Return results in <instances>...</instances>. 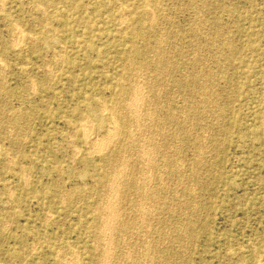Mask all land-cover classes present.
Segmentation results:
<instances>
[{
  "label": "rangeland",
  "instance_id": "rangeland-1",
  "mask_svg": "<svg viewBox=\"0 0 264 264\" xmlns=\"http://www.w3.org/2000/svg\"><path fill=\"white\" fill-rule=\"evenodd\" d=\"M2 1H0V264H61V262L62 264H69L70 262V264H116V259L120 264H124V262L125 264H131L130 262L133 261V259V264H138V262H140L139 264L143 262L144 264H155L156 262L157 264H171L172 262V264H264V123H262V121L264 122V0H196V2L195 0ZM198 2L199 5L196 4ZM39 6L41 8H38ZM206 6L208 7V9ZM29 10L32 11L29 12ZM194 12L199 13L196 14ZM207 12L209 13V15ZM150 15H152V18L150 17ZM120 18L123 21H121ZM199 18L201 21L199 20ZM196 21L198 26H196ZM198 21H200V23ZM221 23L226 25L224 26ZM15 25L17 26V28L19 26L18 30ZM193 26H195V28ZM162 29L164 30L162 31ZM17 31L19 33L21 31L20 35L22 34V40L21 43L20 40L17 41L20 44H15L13 45L15 47L12 48L11 45L13 43H17L14 42L15 39L13 38V35H15ZM128 31H130V36ZM161 31L165 33L164 36L163 34L160 35L162 33ZM27 34H29V37L26 36ZM191 34L194 35V37L196 36V34L198 35L196 36V38L193 37V39ZM203 34H205L207 38L203 37ZM10 35L13 37L11 38ZM161 36H163V38H160ZM156 37L159 38L157 41ZM209 38L211 39V41ZM125 39H133V47L130 50ZM160 39H162V41ZM213 40L214 43H211L213 42ZM203 41L205 42V44ZM195 43L196 45L193 46V44ZM158 44L160 48H157ZM174 44L176 47H172ZM164 46H170L169 50H166ZM206 46L208 47V49ZM175 48L179 49L176 50ZM181 49L184 51H181ZM154 50L157 52V55ZM192 50L193 53L191 52ZM195 50H197V52L194 55ZM202 51L203 54L201 57ZM158 52H162L161 55ZM166 52L168 54H166ZM53 53L57 54V56ZM58 53L60 55H58ZM216 53L219 54L216 55ZM163 54H166L167 56L165 55L163 57ZM61 55L63 56L61 57ZM169 55L170 59H168ZM157 56L166 58L160 60V62L164 61V63H167V65H170L167 62L168 60L172 59L173 61H169L171 62L170 66H167L164 63L163 65L162 62L160 63L159 61H157L159 59ZM149 57H151L152 59ZM156 57L157 59H155ZM205 57L206 61H203V59L205 60ZM215 57H218V59H216ZM186 59L190 61L186 62ZM48 60L50 61L51 65H47L49 63ZM147 60L148 62L150 61L149 64L147 63ZM145 62L146 65H144ZM151 62H154V64H152ZM202 62H204V64ZM1 63L4 66H1ZM156 63L157 66H155ZM198 63H202L200 65L201 67ZM159 64H162V66ZM22 65L24 66V68L22 67ZM46 66L49 67V70L46 69ZM158 66H160V70L158 69ZM171 66L174 70L171 68ZM174 66H176L177 68H174ZM162 67H168V69L166 68L167 72L165 69L162 70ZM147 68L149 70H147ZM2 70L4 71V73ZM53 70H55V72ZM161 70L163 71V74H166V77L168 76L167 80L169 81L166 82V77L164 78V75L163 77L161 76ZM168 70H173L174 73ZM211 72L213 73L212 75H210ZM154 73H157L158 75L160 73V77L157 75V79L159 80L161 78L160 80H162L161 83L163 84V91L162 86L158 85V83L160 82L157 81L156 75L154 76ZM184 73L186 75L185 77ZM147 74L151 79L153 78V80H151L147 76ZM192 74H194V77L191 76ZM188 75L191 77H188ZM202 77L205 78L206 81L204 79H200ZM28 78L32 79L34 83L30 82L32 80ZM139 78L140 80L136 82ZM144 79H146V81ZM148 80L153 81V84H151L152 82H149ZM147 81L150 83V86ZM146 82L148 83L147 85H145ZM168 82H170L171 84H168ZM137 83H139V85ZM164 83L165 85H167V88L165 87ZM209 83H211V88L209 87ZM136 84L138 86H136ZM130 85L131 87L134 86V89L136 87V89H138V92L140 93L137 99V109H135L134 114L132 113V115L134 116H132L131 113L129 114L128 111H125V107L127 105V102L130 101V98L128 100L126 95L123 94L124 91L121 92L122 89L126 90L128 88H131ZM196 86L198 87L197 90H195ZM204 86L207 87L205 88ZM150 87L153 89H151ZM200 87L202 89H200ZM147 88L149 94L147 93L146 96ZM160 89L162 94L160 93ZM168 90L170 91L169 93ZM193 90L195 92H193ZM203 91H205V93ZM187 92L190 94H188ZM198 92H200L201 94H199ZM193 93H195V95ZM3 94L5 95V97ZM154 96L157 97L155 98ZM201 97L204 98L202 99ZM152 98H155V100H157L155 101ZM200 99H202V101ZM139 100L142 101L139 102ZM195 100H197V103L195 102L196 104L194 103ZM205 100H208V102ZM183 103L185 107L182 106ZM139 104H141L142 106H139ZM144 104L147 105L145 106ZM152 104H156V106L158 104L159 107L157 106L156 108L155 105L151 106ZM149 106H151L153 109ZM143 107L145 109H143ZM178 107L181 110L178 109ZM208 107L211 108L209 109ZM155 109L159 110L160 112H157ZM196 109L200 113L197 112ZM143 110H145L147 113ZM148 110H150V112ZM211 110L212 112H210ZM178 111L179 114H177ZM166 112H168V114H166ZM198 113L199 116L197 117ZM206 114H208V116H206ZM121 115L125 116L122 117ZM154 115H157V117H154ZM166 115L168 117H171V120ZM159 116L160 119L158 118ZM103 117L105 118V128L104 126L99 125V120ZM111 118L119 124L118 131L112 139L107 138V135H105L108 129V127L106 126L107 119L111 120ZM131 118L133 120H131ZM166 118L168 120H166ZM178 118H182V122L180 121V119L179 123ZM123 121H125V123L127 124L129 123L126 128L128 129L126 130L127 133L124 131L123 126H120L121 122ZM133 121L135 124L132 123L133 125H130V122ZM189 121H191V123ZM145 122L147 123V125L149 124V126L145 125L144 127ZM140 123H143V126ZM201 123H204L202 124L203 126L201 125ZM91 124L92 128H90ZM137 124H139V127L137 126ZM163 124L166 126L167 124L170 125L165 127ZM186 124L188 125V127ZM189 124L191 125V127ZM219 125L221 128L219 127ZM141 126L144 127V129H141ZM170 126L171 131H169ZM23 127L26 128L24 130H21ZM149 127L150 129L152 128L153 132L149 129ZM160 127L163 128L161 129ZM83 128H87V130H84ZM131 128L133 129L131 130ZM175 128L177 130L179 129V132H177L179 133L181 138H179L178 133L176 134V130H174ZM164 129L167 131H165ZM162 130L164 132H161ZM197 131L199 132L197 133ZM201 131H203V133H201ZM217 131L219 133H217L216 135ZM147 132L151 133L148 134ZM189 132L195 137L193 138V136L189 135ZM82 133L84 135L88 133V135H85V138L87 137V139H84V135ZM128 133L130 137L126 138ZM130 133L133 134L130 135ZM159 133H162L160 134V137ZM151 134H153V136H151ZM181 134H184L185 136L182 137ZM140 135H142V137L145 136V139H143V141L141 137V139L139 138ZM131 136L136 137V139L132 138ZM150 136L154 139H152ZM170 136H173L174 140L171 139ZM190 136L193 139V142L191 141L192 139L190 138ZM209 136L213 138L210 139ZM89 137H92L90 138L91 141L89 140ZM197 137L198 139L202 137V140L200 138L199 141L198 139H196ZM18 138L21 140L19 141ZM149 138H151L153 141ZM182 138L184 139V141ZM109 139L111 140L110 143ZM194 139H196V141ZM98 140H100L101 142ZM122 140H124V142ZM147 140L150 144L146 145L145 143L148 142ZM156 140L158 142L155 144ZM163 140L165 141V143L167 142L166 145ZM170 141L172 143H170ZM176 141H180L179 143L182 145H178V142ZM94 142L96 143V145ZM120 142L121 146L125 147V151L121 150L123 147H119ZM202 142L204 143V145H202ZM17 143L19 145H17ZM123 143H125V146ZM153 143L157 148H153ZM92 144L94 147L91 148ZM104 144L106 148H104ZM171 144L173 145V147L171 146ZM185 144L186 147H184ZM197 144H199V147ZM205 145L207 146V148L205 147ZM95 146L97 148L99 146V150H97ZM174 146H176V148ZM169 147L170 150H172V155L171 152H169ZM182 147L184 151L181 149ZM203 147L206 148V150ZM72 148H75L77 151L75 149H73V151ZM144 148L146 149L145 151L143 150ZM159 148H161L162 150H159ZM163 148L166 149L164 150ZM177 149L178 151H180V154L182 153L184 156H181L182 154L179 155ZM200 149L204 150L200 151ZM93 150L97 151L98 153L94 151V154H92ZM129 150L131 152H128ZM135 150L137 153H135ZM148 150H150L151 152ZM195 150H197L198 153ZM141 151H144L145 154ZM152 151H156V153H152ZM75 152H78L79 154H76ZM133 152L136 154V156L135 154H133ZM165 152L170 153H168V155L166 154L168 159L164 155ZM159 153H161L162 157ZM191 153L194 154L195 157L192 156ZM139 154L144 156H139ZM118 155H120L121 158L125 157L122 160H126V167L124 168L125 171L119 170L122 174L118 172V176L119 174H121V177L116 180V186L111 188L109 186H113L114 184L113 182L111 183L110 177H112L114 174L110 177L107 176L108 178H104V174L105 171H109L110 174H112L114 171L116 172L118 170V166H120L119 163L121 160V158H119L118 164L116 163V158L119 157ZM132 155L134 156V158H132ZM203 155L206 157H204ZM106 156L107 159H103ZM127 156L128 158L126 159ZM174 156L177 158H175ZM200 156H203L205 158V160L202 159L205 165H203ZM150 157L153 163L151 161H147L148 159H150ZM152 157L154 161L152 160ZM137 158L139 160H137ZM163 158L167 160L165 161V159L163 160ZM171 158H175L173 161L174 163L175 160L179 159V161H176V163L174 164L171 161ZM198 158L201 161H199ZM130 160L134 161L132 162ZM161 160H163V162H161ZM8 161L13 162L7 164ZM142 162H144L143 165L146 167L142 165ZM164 162L166 163V165H164ZM195 162L198 164H195ZM116 164L117 167L115 166ZM170 164H173V166L176 164L179 165H176V168H173L172 166V170H174L173 172L171 171ZM150 165L151 168L149 167ZM193 166L197 171L193 170ZM203 166L205 168L202 169L201 167ZM137 167L139 169H137ZM142 167H144L143 171ZM148 167L155 172L154 175L153 171H151V173L149 172L150 169ZM183 167L186 169H183ZM197 167L200 168L198 169ZM115 168L117 170H115ZM164 168H167L168 170ZM128 169H130L129 172ZM139 170H141V174ZM146 170L148 171L146 172ZM166 170L168 172H166ZM199 171L201 172L199 173ZM191 172H195L196 174L194 173L195 175H191ZM24 173H26V175L24 176H27L28 178L23 176V178L25 179H21V174ZM137 173L139 174V176ZM27 174H29V176ZM126 174L127 177L134 176L135 181H138V179L136 178H140L142 176L140 180H143L142 185L144 188L143 190H145V194L143 190H140L138 192V189L133 188L130 183H128V185L126 183L123 184L125 179H127ZM156 174L157 176L155 178ZM176 174L178 175L176 176ZM148 176H151L152 179H149L151 177ZM171 176L173 179L172 181ZM183 176L184 179H182ZM194 176L195 179L193 178ZM132 178L133 177H130V179ZM191 178L194 180H192ZM155 179H159L157 180L158 182ZM199 179L201 180V183H199ZM120 180L122 183L118 182ZM163 180L168 184L167 186L165 183H163ZM166 180L170 183H168ZM173 181L174 184L171 183ZM179 181L180 183H182L180 184ZM183 181H185V184ZM151 182L152 184H149ZM108 183L109 186L107 185ZM158 183H161V185L156 186V184ZM190 183H192L193 185ZM136 184L137 183L135 182V185ZM198 184L200 185L197 186ZM145 185H147L148 187H145ZM152 185L156 190L152 187ZM172 185H174L173 188ZM190 185L192 186V189ZM105 187L108 188L105 189ZM164 188L166 189V193L165 190H163ZM72 190L74 191V193L72 192ZM135 190L137 192H135ZM173 190L177 193H175ZM119 191L121 192L118 193ZM161 191L164 192L161 193ZM195 191L197 193H195ZM106 192L107 194L114 192L115 196H119L118 198H114L116 201V218L115 220L113 219L112 223H114L115 221V224H117L120 221L124 224L125 221L123 222V219L126 220L127 225H130L132 223V220L133 223L130 226H125L124 224L123 227L125 226L126 228L121 227L119 223V225L116 227V230H114L113 226L108 230V228L106 229L105 227L103 211L104 228L102 232L104 231V240L98 242L96 239V232L98 227H100L98 221L101 220L100 216L102 214L100 200L101 197L106 194ZM122 192L124 194V197ZM167 192L169 195L167 194ZM173 192L177 195L173 194ZM9 193H11V195H9ZM158 193L160 194L157 198L155 197V195L158 196ZM64 194L66 197L64 196ZM163 194H165L166 196H164ZM127 195L129 197H125ZM194 195L197 197H195ZM63 196L65 197V199H63ZM120 196L122 198H125V201H123L122 198L120 199ZM148 196H151V199ZM162 196H164V198ZM168 196H172L174 198H170ZM182 197H184V199ZM126 198L129 199L126 200ZM145 198L147 201L145 200ZM135 199L138 200V202ZM132 200L133 203H131ZM144 200L146 203L142 202ZM61 201L63 203H61ZM120 201L122 203H125L122 204ZM150 201L151 203L150 205H148V202ZM153 201H157L158 203H154ZM183 201H185V203ZM174 202L177 203H175V206ZM130 203L132 205H130ZM139 203L141 204V206H139ZM145 204L148 205H146V208L144 206ZM171 204H173L175 208ZM127 205L131 207L128 208ZM136 205L139 208L136 207ZM124 206L127 207L125 209L129 211L130 216L128 215L127 211L125 212V210H123ZM132 206L136 208H133ZM182 206H184L185 208L183 207V209ZM191 206L193 208L190 210ZM120 207L123 209H121L122 211L119 212ZM149 207L153 209V212ZM163 207L166 209L167 215L166 212L161 213L162 211H165ZM170 207H172L175 211L172 212L173 210ZM131 208H133V210ZM135 210H137L138 212ZM176 210H179L182 214H184V211L186 216L185 214L182 215L180 212H178V215ZM123 211L125 212V214ZM133 211L136 212V215ZM148 211H151V213H149ZM188 212H190V214H188ZM139 213H142L143 215L141 214L140 216ZM147 213H149V217ZM170 213L173 214L168 215ZM122 215L125 216L126 219L123 218ZM180 215L181 217L179 219ZM137 216L139 217L140 221L139 219L137 220ZM153 216L155 218H153ZM161 216L164 217L162 218ZM190 218L195 220H191ZM134 219L135 221L137 220L140 223L137 222V224H134ZM148 219L150 220L148 221ZM180 220H182L183 222L182 225ZM128 221L131 223H129ZM145 221L147 225L144 224ZM178 221L180 223H178ZM191 221H195L192 222L194 225L191 224ZM156 223L159 224H157L158 227L156 226ZM168 223H170L171 225L169 226ZM148 224H150V226H153V229L154 226H156L155 229L153 230L151 227L149 228ZM167 224L168 227H166ZM4 225L6 226L4 227ZM132 226L134 230L131 228ZM170 227L173 229H171ZM140 228H144V230H141ZM185 228H187V230ZM111 230H113V232ZM168 230L172 232L173 236L170 235L171 232H168ZM176 230H178V232ZM191 230L193 231V233ZM139 231H143L144 234H146L144 235L142 232V235ZM181 231L184 234L181 233ZM110 232H112L111 235ZM116 232L119 233V237ZM186 232H188L189 234H187ZM159 233L160 235H158ZM114 234L117 235L115 236ZM137 234L139 237L137 236ZM152 234H156L157 236H153ZM168 234L171 237H169ZM146 235L150 236L146 237ZM161 235L163 236L160 238ZM108 236L111 238H109L110 240L108 239ZM120 236L126 237L124 238L126 240L124 241ZM140 238L142 240V243L140 241ZM151 238L152 241H150ZM163 238L168 241H166L165 243V240ZM169 238H174V240L176 241H172L173 239H171L170 241ZM115 239H117V241ZM128 239L134 240H130L134 243L128 241ZM157 239H161L160 242L163 246ZM119 240L123 241L119 242ZM143 240L147 241V244L146 242H143ZM168 242L169 244H167ZM174 242H176V245ZM113 243L116 244V246ZM158 243L160 246L157 245ZM186 243H189V245L187 244L188 247L185 246ZM126 244H132L130 247L134 248V253L132 252V248L126 246ZM117 245L119 246L118 248ZM106 246L109 248H107ZM139 246L140 249L138 248ZM141 246H144L146 249L143 247L142 248L144 250L141 249ZM123 247H126V249ZM136 247L138 250L135 249ZM150 247L153 248V250L151 249L150 251ZM156 247H158L159 249L157 250ZM173 247L176 248V250ZM180 247H182V249ZM129 248L130 252H128ZM161 248H164V250H162ZM103 250L104 252L106 250V252H102ZM182 250H185L184 253ZM123 252L125 253V255L123 254ZM110 253L111 256H109ZM114 253L115 255L117 254V258ZM182 253L183 256L181 255ZM75 254L77 255V257L74 258L73 255ZM69 255H71V258L69 257ZM143 255H145L144 257H146L147 255L149 256L144 258V260L142 259ZM119 256H123L126 259H123V257L120 258ZM131 256L134 257H132L131 259ZM169 256L171 259L169 258ZM100 257L103 259V261L102 259L99 260ZM63 258L67 261H65ZM74 259L76 262L73 261ZM121 259H123V262L121 261L122 263L119 261ZM156 259L160 262L158 263Z\"/></svg>",
  "mask_w": 264,
  "mask_h": 264
},
{
  "label": "bare ground",
  "instance_id": "bare-ground-1",
  "mask_svg": "<svg viewBox=\"0 0 264 264\" xmlns=\"http://www.w3.org/2000/svg\"><path fill=\"white\" fill-rule=\"evenodd\" d=\"M0 1H2V0H0ZM189 1H191V0H189ZM2 2H3V1H2ZM195 2H196V0H195ZM199 2H200V1H199ZM199 2L196 3V4L199 5ZM204 2H205V1H204ZM29 4H30V3H29ZM58 4H59V3H58ZM196 4H195V6H196ZM206 4H207V3H206ZM206 4H205V5H206ZM155 5H156V4H155ZM202 5H203V4H202ZM35 6H36V5H35ZM37 6H38V5H37ZM40 6H41V5H40ZM40 6H39L38 8H41ZM58 6H59V5H58ZM188 6H189V5H188ZM195 6H194V7H195ZM43 7H44V6H43ZM43 7H42V9H43ZM192 7H193V6H192ZM197 7H198V6H197ZM200 7H201V5H200ZM206 7H207V6H206ZM206 7H205V8H206ZM211 7H212V6H211ZM0 8H1V7H0ZM110 8H111V7H110ZM158 8H160V7H158ZM212 8H213V7H212ZM221 8H222V7H221ZM230 8H231V7H230ZM119 9H120V8H119ZM193 9H195V8H193ZM207 9H208V7H207ZM49 10H50V9H49ZM147 10H148V9H147ZM147 10H146V11H147ZM159 10H160V9H159ZM214 10H215V9H214ZM1 11H2V10H1ZM30 11H32V10H29V12H30ZM117 11H118V10H117ZM120 11H121V9H120ZM120 11H119V13H120ZM126 11H127V10H126ZM196 11H197V10H196ZM198 11H199V10H198ZM203 11H204V10H203ZM61 12H62V11H61ZM121 12H122V11H121ZM165 12H166V11H165ZM41 13H43V12H41ZM122 13H123V12H122ZM122 13H121V15H122ZM150 13H151V12H150ZM192 13H193V11H192ZM194 13H196V12H194ZM198 13H199V12H198ZM198 13H196V14H198ZM205 13H206V12H205ZM207 13H208V12H207ZM126 14H127V13H126ZM152 14H153V13H152ZM196 14H193V15H196ZM232 14H233V13H232ZM232 14H231V15H232ZM123 15H124V14H123ZM127 15H128V14H127ZM200 15H201V14H200ZM208 15H209V13H208ZM34 16H35V15H34ZM40 16H41V15H40ZM151 16H152V15H150V17H151ZM159 16H161V15H159ZM65 17H66V16H65ZM121 17H122V16H121ZM129 17H130V16H129ZM167 17H168V16H167ZM195 17H196V16H195ZM201 17H202V16H201ZM205 17H207V16H205ZM217 17H218V16H217ZM230 17H231V16H230ZM10 18H11V17H10ZM40 18H41V17H40ZM151 18H152V17H151ZM122 19H123V18H122ZM149 19H150V18H149ZM164 19H165V18H164ZM164 19H163V20H164ZM167 19H168V18H167ZM120 20H121V18H120ZM150 20H151V19H150ZM153 20H154V19H153ZM153 20H152V22H153ZM199 20H200V18H199ZM203 20H204V19H203ZM10 21H12V20H10ZM35 21H36V20H35ZM121 21H123V20H121ZM121 21H120V22H121ZM200 21H201V20H200ZM200 21H198V22L200 23ZM215 21H216V20H215ZM44 22H45V21H44ZM118 22H119V21H118ZM149 22H150V21H149ZM152 22H151V23H152ZM158 22H159V21H158ZM204 22H205V21H204ZM204 22H203V23H204ZM217 22H218V21H217ZM12 23H13V22H12ZM38 23H39V22H38ZM122 23H123V22H122ZM199 23H198V24H199ZM218 23H219V22H218ZM218 23H217V24H218ZM13 24H14V23H13ZM35 24H36V23H35ZM149 24H150V23H149ZM157 24H158V23H157ZM221 24H222V23H221ZM32 25H33V24H32ZM201 25H202V24H201ZM201 25H200V26H201ZM212 25H213V24H212ZM222 25L225 26L226 24H222ZM34 26H35V25H34ZM196 26H198V25H197V21H196ZM15 27L17 28L16 25H15ZM38 27H40V26H38ZM48 27H49V26H48ZM193 27L195 28V26H193ZM214 27H215V26H214ZM18 28H19V26H18ZM18 28H17V30H18ZM120 28H121V27H120ZM158 28H159V27H158ZM201 28H203V27H201ZM207 28H208V27H207ZM20 29H21V28H20ZM145 29H146V28H145ZM225 29H226V28H225ZM15 30H16V29H15ZM15 30H14V31H15ZM159 30H160V29H159ZM163 30H164V29H162V31H163ZM194 30H195V29H194ZM196 30H197V29H196ZM199 30H201V29H199ZM199 30H198V31H199ZM206 30H207V29H206ZM119 31H120V30H119ZM162 31H161V32H162ZM175 31H176V30H175ZM192 31H193V30H192ZM202 31H203V29H202ZM202 31H201V32H202ZM212 31H213V30H212ZM212 31H211V32H212ZM215 31H216V30H215ZM122 32H123V31H122ZM128 32H129V36H130V35H131V34H130V31H128ZM158 32H159V31H158ZM167 32H168V31H167ZM167 32H166V34H167ZM229 32H230V31H229ZM20 33H21V31H20ZM20 33L17 31L15 35L12 34L14 37L10 35L11 38L13 37V38L15 39L14 42H17V41L20 40V43H21V40H22V36H21V35H22V34L20 35ZM194 33H195V32H194ZM196 33H197V31H196ZM220 33H221V32H220ZM226 33H227V32H226ZM159 34H160V33H159ZM159 34H158V35H159ZM162 34H163V36L165 35L164 32H162L160 35H162ZM177 34H178V33H177ZM205 34H206V33H205ZM205 34H203V35H204L203 37H206ZM183 35H184V33H183ZM197 35H198V34H196V36H197ZM200 35H202V34H200ZM222 35H223V34H222ZM224 35H225V34H224ZM26 36L29 37V34H27ZM30 36H31V35H30ZM163 36H161L160 38H163ZM188 36H190V35H188ZM191 36H192V38L194 37V35H192V34H191ZM196 36H195L194 38H196ZM143 37H144V36H143ZM172 37H173V35H172ZM178 37H179V35H178ZM203 37H202V38H203ZM211 37H212V36H211ZM156 38H157V37H156ZM194 38H193V39H194ZM206 38H207V37H206ZM222 38H223V37H222ZM24 39H25V37H24ZM30 39H31V38H30ZM75 39H77V38H75ZM153 39H154V38H153ZM158 39H159V38H157L156 41H157ZM166 39H167V37H166ZM188 39H189V37H188ZM193 39H192V40H193ZM197 39H198V38H197ZM199 39H200V38H199ZM209 39H210V38H209ZM220 39H221V38H220ZM32 40H33V38H32ZM32 40H30V41H32ZM125 40L127 41V43H128V47H129V50H130V49L133 47V39H125ZM160 40L162 41V39H160ZM160 40H159V41H160ZM164 40H165V39H164ZM228 40H229V39H228ZM12 41H13V40H12ZM196 41H197V40H196ZM196 41H195V42H196ZM199 41H201V40H199ZM207 41H208V40H207ZM210 41H211V39H210ZM219 41H220V40H219ZM23 42H24V41H23ZM28 42H29V41H28ZM142 42H143V41H142ZM203 42H204V41H203ZM220 42H221V41H220ZM20 43H18V42H17V43H13V44L11 43V44H12L11 46H12V48H13V47H15V46H13V45H15V44H16V45H19ZM140 43H141V42H140ZM157 43H158V42H157ZM159 43H160V42H159ZM163 43H164V42H163ZM167 43H168V42H167ZM172 43H173V42H172ZM178 43H179V42H178ZM209 43H210V42H209ZM211 43H214V40H213V42H211ZM216 43H217V41H216ZM160 44H161V43H160ZM181 44H182V41H181ZM197 44H198V42H197ZM201 44H202V43H201ZM204 44H205V42H204ZM164 45H165V43H164ZM195 45H196V43L193 44V46H195ZM84 46H85V45H84ZM165 46H166V45H165ZM165 46H164V47H165ZM167 46H168V45H167ZM174 46H175V44H174L172 47H174ZM179 46H181V45H179ZM190 46H191V45H190ZM208 46H209V45H208ZM210 46H211V45H210ZM60 47H61V46H60ZM150 47H151V46H150ZM158 47H159V44L157 45V48H158ZM169 47H170V46H169ZM169 47H165L166 50H169ZM172 47H171V48H172ZM175 47H176V46H175ZM201 47H202V46H201ZM204 47H205V46H204ZM206 47H207V46H206ZM218 47H219V46H218ZM159 48H160V47H159ZM167 48H168V49H167ZM194 48H195V47H194ZM196 48H197V47H196ZM209 48H210V47H209ZM223 48H224V47H223ZM155 49H156V48H155ZM162 49H163V48H162ZM175 49H176V48H175ZM175 49H174V50H175ZM178 49H179V48H178ZM178 49H176V50H178ZM189 49H190V48H189ZM203 49H204V48H203ZM207 49H208V47H207ZM218 49H219V48H218ZM31 50H32V49H31ZM151 50H152V49H151ZM164 50H165V49H164ZM170 50H171V49H170ZM174 50H173V51H174ZM186 50H187V49H186ZM205 50H206V49H205ZM209 50H210V49H209ZM209 50H208V51H209ZM226 50H227V49H226ZM15 51H16V50H15ZM51 51H52V50H51ZM136 51H137V49H136ZM154 51H155V50H154ZM157 51H159V50H157ZM161 51H162V50H161ZM171 51H172V50H171ZM171 51H170V53H171ZM181 51H184V50L181 49ZM200 51H201V49H200ZM218 51H219V50H218ZM17 52H18V51H17ZM149 52H151V51H149ZM149 52H148V53H149ZM155 52H156V51H155ZM163 52H165V51H163ZM167 52H168V51H167ZM167 52H166V54H168ZM191 52L193 53V50H192ZM196 52H197V50L194 51V55H195ZM198 52H199V51H198ZM216 52H217V50H216ZM158 53L161 55L162 52H161V53L158 52ZM180 53H181V52H180ZM189 53H190V52H189ZM199 53H200V52H199ZM206 53H207V52H206ZM53 54H54V53H53ZM151 54H152V53H151ZM166 54H163V57H164ZM175 54H176V53H175ZM202 54H203V51H202V53H201V57H202ZM207 54H208V53H207ZM218 54H219V53H216V55H218ZM50 55H51V53H50ZM54 55L57 56V54H54ZM58 55H60V54L58 53ZM90 55H91V54H90ZM156 55H157V52H156ZM160 55H159V56H160ZM170 55H171V54H170ZM170 55H169L168 59H170ZM177 55H178V54H177ZM177 55H176V56H177ZM179 55H180V54H179ZM185 55H186V54H185ZM191 55H192V54H191ZM208 55H209V54H208ZM210 55H211V54H210ZM52 56H53V55H52ZM52 56H51V57H52ZM56 56H55V57H56ZM62 56H63V55H61V57H62ZM148 56H149V54H148ZM154 56H155V55H154ZM159 56H157V57L159 58L157 61H159V62H160V60L166 59V58L159 57ZM166 56H167V55H166ZM171 56H172V55H171ZM206 56H207V55H206ZM157 57H156L155 59H157ZM181 57H182V56H181ZM53 58H54V57H53ZM58 58H59V56H58ZM149 58H151V57H149ZM149 58H148V59H149ZM161 58H162V59H161ZM176 58H177V57H176ZM190 58H191V57H190ZM203 58H204V57H203ZM209 58H210V56H209ZM215 58H216V57H215ZM220 58H221V57H220ZM54 59H55V58H54ZM54 59H53V60H54ZM145 59H146V58H145ZM151 59H152V58H151ZM168 59H167V60H168ZM174 59H175V58H174ZM188 59H189V58H188ZM188 59H186V62H187V61H190V60H188ZM192 59H193V58H192ZM194 59H195V58H194ZM207 59H208V58H207ZM216 59H218V57H217ZM224 59H225V57H224ZM224 59H223V60H224ZM138 60H139V59H138ZM142 60H143V59H142ZM171 60H172V59H171ZM171 60H168V61H167L170 65H171V62H169V61H171ZM177 60H178V59H177ZM48 61H49V60H48ZM152 61H153V60H152ZM172 61H173V60H172ZM203 61H206V57H205V60L203 59ZM217 61H218V60H217ZM59 62H60V61H59ZM154 62H156V61H154ZM154 62H151V63L154 64ZM161 62H162V61H161ZM161 62H160V63H161ZM165 62H166V61H165ZM186 62H185V63H186ZM191 62H192V60H191ZM213 62H214V61H213ZM221 62H222V61H221ZM53 63H54V62H53ZM55 63H56V62H55ZM57 63H58V62H57ZM147 63L149 64L150 61L148 62V60H147ZM163 63H164V61L162 62V64H163ZM177 63H178V62H177ZM195 63H196V62H195ZM202 63L204 64V62H202ZM202 63H201V64H202ZM205 63H206V62H205ZM1 64H2V63H1ZM49 64H50V61H49V63H48L47 65H49ZM60 64H61V63H60ZM148 64H147V65H148ZM162 64H159V65L162 66ZM164 64L167 65V63H164ZM164 64H163V65H164ZM174 64H175V61H174ZM174 64H173V65H174ZM190 64H191V63H190ZM198 64H199V63H198ZM201 64H199V66H200ZM217 64H218V63H217ZM50 65H51V64H50ZM144 65H146V62H145ZM170 65H167V66H170ZM173 65H172V66H173ZM194 65H196V64H194ZM205 65H207V64H205ZM227 65H228V64H227ZM1 66H4V65L2 64ZM52 66H53V65H52ZM52 66H50V67H52ZM155 66H157V63H156ZM155 66H154V67H155ZM172 66H171V68H172ZM176 66H177V65H176ZM176 66H174V68H175ZM22 67L24 68L23 65H22ZM27 67H28V66H27ZM46 67H47V66H46ZM142 67H143V66H142ZM144 67H145V66H144ZM147 67H148V66H147ZM177 67H178V66H177ZM177 67H176V68H177ZM187 67H188V66H187ZM200 67H201V66H200ZM222 67H223V66H222ZM48 68H49V67H47L46 69L49 70ZM159 68H160V66H158V69H159ZM162 68H163L162 70H164V69L166 70V68L168 69V67H166V68L162 67ZM198 68H199V67H198ZM3 69H4V68H3ZM136 69H137V68H136ZM142 69H143V68H142ZM149 69H150V66H149ZM149 69L147 68V70H149ZM152 69H153V68H152ZM172 69H173V68H172ZM194 69H195V68H194ZM196 69H197V68H196ZM201 69H202V68H201ZM138 70H139V69H138ZM145 70H146V69H145ZM159 70H160V69H159ZM162 70H161V71H162ZM173 70H174V69H173ZM173 70H168V71H172V73H174ZM185 70H186V69H185ZM192 70H193V69H192ZM208 70H209V68H208ZM2 71H3V70H2ZM2 71H1V72H2ZM45 71H46V70H45ZM53 71L55 72V70H53ZM135 71H136V70H135ZM139 71H140V70H139ZM181 71H182V70H181ZM197 71H198V70H197ZM151 72H152V71H151ZM153 72H154V71H153ZM155 72H156V70H155ZM164 72H165V71H164ZM166 72H167V70H166ZM185 72H186V71H185ZM187 72H188V71H187ZM190 72H191V71H190ZM3 73H4V71H3ZM23 73H24V72H23ZM132 73H133V72H132ZM138 73H139V72H138ZM141 73H142V72H141ZM144 73H146V72H144ZM147 73H148V72H147ZM160 73H161V72H160ZM160 73H159V75H160ZM169 73H170V72H169ZM172 73H171V74H172ZM199 73H200V72H199ZM202 73H203V72H202ZM206 73H208V72H206ZM40 74H41V72H40ZM46 74H47V73H46ZM51 74H52V73H51ZM74 74H75V73H74ZM151 74H153V73H151ZM171 74H170V75H171ZM186 74H187V73H186ZM204 74H205V73H204ZM212 74H213V73L211 72L210 75H212ZM2 75H3V74H2ZM25 75H26V74H25ZM54 75H55V73H54ZM142 75H143V74H142ZM155 75H156V79H157V78H158V77H157L158 74H157V73H156V74L154 73V76H155ZM159 75H158V76H159ZM163 75H164V78H165V77H166V76H165L166 74H163V71H162L161 76L163 77ZM167 75H169V74H167ZM193 75H194V74H192L191 76H193ZM198 75H199V74H198ZM231 75H232V74H231ZM136 76H137V75H136ZM144 76H145V74H144ZM147 76H148V74H147ZM181 76H182V75H181ZM185 76H186V75H185V73H184V77H185ZM191 76L188 75V77H191ZM196 76H197V75H196ZM208 76H209V75H208ZM0 77H1V75H0ZM6 77H7V76H6ZM129 77H131V76H129ZM140 77H141V74H140ZM148 77H149V76H148ZM152 77H153V76H152ZM159 77H160V76H159ZM167 77H168V76H167ZM167 77H166V82L169 81V80H167V79H168ZM193 77H194V76H193ZM204 77H205V76H204ZM209 77H211V76H209ZM213 77H214V75H213ZM215 77H216V76H215ZM49 78H50V77H49ZM127 78H128V77H127ZM149 78H150V77H149ZM205 78H206V77H205ZM205 78L202 77V78H200V79H204V80H205ZM211 78H212V77H211ZM1 79H2V78H1ZM28 79H30V78H28ZM51 79H53V78H51ZM51 79H50V80H51ZM147 79H148V78H147ZM150 79H151V78H150ZM154 79H155V78H154ZM160 79H161V78H160ZM160 79H159V80L157 79V81L160 82V83H158V85H159V86H162V91H163V84L161 83L162 80H160ZM169 79H170V78H169ZM172 79H173V78H172ZM30 80H32V79H30ZM128 80H129V79H128ZM139 80H140V78L137 79L136 82H138ZM144 80L146 81V79H144ZM151 80H153V78H152ZM189 80H191V79H189ZM211 80H212V79H211ZM129 81H130V80H129ZM145 81H144V82H145ZM148 81H149V80H148ZM148 81H147V82H148ZM200 81H201V80H200ZM205 81H206V80H205ZM30 82H33V80L30 81ZM133 82H134V81H133ZM142 82H143V80H142ZM147 82H146L145 85H147L149 82H152L151 84H153V81H149L148 83H147ZM164 82H165V81H164ZM173 82H174V81H173ZM184 82H185V81H184ZM189 82H190V81H189ZM33 83H34V82H33ZM129 83H130V82H129ZM129 83H128V84H129ZM186 83H187V82H186ZM199 83H200V82H199ZM202 83H203V82H202ZM207 83H208V82H207ZM1 84H2V83H1ZM28 84H30V83H28ZM137 84L139 85V83H137ZM137 84H136V86H138ZM155 84H156V83H155ZM161 84H162V85H161ZM168 84H171V83L168 82ZM178 84H179V83H178ZM200 84H201V83H200ZM209 84H210L209 87L211 88V83H209ZM32 85H33V84H32ZM131 85H132V84H131ZM131 85H130V87H131ZM164 85H165V83H164ZM205 85H206V84H205ZM217 85H218V84H217ZM29 86H30V85H29ZM29 86H28V87H29ZM37 86H38V85H37ZM149 86H150V83H149ZM166 86H167V85H165V87H166ZM191 86H192V85H191ZM191 86H190V87H191ZM201 86H202V85H201ZM212 86H213V85H212ZM4 87H5V86H4ZM34 87H35V86H34ZM133 87H134V86H133ZM133 87L128 88V89H126V90H124V89L121 90V92L124 91L123 94L126 95V97L128 98V100H129V98H130V101L127 100V101L129 102V104H128V102H127V105H126V107H125V111H126V112L128 111L129 114L131 113V115H132V113L134 114V113H135V109H137V108H136V107H137V99H138V96H139V94H140V93L138 92L139 90L136 89V87H135V89H134ZM145 87H147V86H145ZM145 87H144V88H145ZM151 87H152V86H151ZM151 87H150V88H151ZM183 87H184V86H183ZM187 87H188V86H187ZM204 87L206 88L207 86H204ZM156 88H157V87H156ZM159 88H160V87H159ZM166 88H167V87H166ZM180 88H182V87H180ZM197 88H198V87L196 86V89H195V90H197ZM202 88H203V86H202ZM202 88L200 87V89H202ZM214 88H215V87H214ZM28 89H29V88H28ZM32 89H33V88H32ZM34 89H35V88H34ZM151 89H153V88H151ZM164 89H165V88H164ZM168 89H169V88H168ZM203 89H204V88H203ZM208 89H209V88H208ZM30 90H31V88H30ZM30 90H29V91H30ZM179 90H180V89H179ZM182 90H183V89H182ZM187 90H188V89H187ZM205 90H207V89H205ZM26 91H27V90H26ZM143 91H144V90H143ZM146 91H147V92H146V96H147V93L149 94V92H148V88H147ZM158 91H159V90H158ZM199 91H200V90H199ZM222 91H223V90H222ZM32 92H33V90H32ZM140 92H141V91H140ZM166 92H167V91H166ZM169 92H170V91L168 90V93H169ZM181 92H182V91H181ZM191 92H192V89H191ZM193 92H195V91L193 90ZM203 92L205 93V91H203ZM207 92H208V91H207ZM207 92H206V94H207ZM143 93H144V92H143ZM160 93L162 94L161 89H160ZM176 93H177V92H176ZM182 93H183V92H182ZM187 93H188V92H187ZM198 93L201 94L202 91H201V93H200V92H198ZM208 93H209V92H208ZM31 94H32V93H31ZM121 94H122V93H121ZM123 94H122V95H123ZM164 94H165V93H164ZM170 94H171V93H170ZM188 94H190V93H188ZM193 94L195 95V93H193ZM206 94H204V95H206ZM3 95H4V94H3ZM144 95H145V94H144ZM155 95H156V91H155ZM181 95H182V94H181ZM197 95H198V94H197ZM204 95H203V96H204ZM0 96H1V95H0ZM141 96H142V93H141ZM151 96H152V95H151ZM167 96H168V95H167ZM170 96H171V95H170ZM175 96H176V95H175ZM200 96H201V95H200ZM200 96H199V97H200ZM211 96H213V95H211ZM4 97H5V95H4ZM7 97H8V96H7ZM154 97H155V96H154ZM156 97H157V96H156ZM156 97H155V98H156ZM160 97H161V95H160ZM173 97H174V96H173ZM1 98H2V97H1ZM141 98H143V97H141ZM146 98H147V97H146ZM155 98H152V99L155 100ZM166 98H167V97H166ZM166 98H165V99H166ZM171 98H172V97H171ZM177 98H178V97H177ZM189 98H190V96H189ZM201 98H202V97H201ZM203 98H204V97H203ZM203 98H202V99H203ZM207 98H208V96H207ZM139 99H140V98H139ZM144 99H145V98H144ZM144 99H142V100H144ZM152 99H150V100H152ZM173 99H174V98H173ZM180 99H181V98H180ZM192 99H194V98H192ZM202 99H200V100L202 101ZM210 99H211V98H210ZM125 100H126V99H125ZM142 100H141V101H142ZM147 100H149V99H147ZM156 100H157V99H156ZM156 100H155V101H156ZM160 100H161V99H160ZM162 100H163V99H162ZM186 100H187V99H186ZM208 100H209V99H208ZM208 100H205V101L208 102ZM141 101L139 100V102H141ZM145 101H146V100H145ZM165 101H166V100H165ZM176 101H177V100H176ZM183 101H185V100H183ZM183 101H182V102H183ZM188 101H189V99H188ZM188 101H187V102H188ZM196 101H197V100H195L194 103H195ZM201 101H200V102H201ZM209 101H210V100H209ZM212 101H213V100H212ZM212 101H211V103H212ZM216 101H217V100H216ZM28 102H29V101H28ZM123 102H124V101H123ZM158 102H160V101H158ZM161 102H163V101H161ZM187 102H186V103H187ZM200 102H199V103H200ZM146 103H147V102H146ZM167 103H168V99H167ZM169 103H170V102H169ZM172 103H173V102H172ZM174 103H175V102H174ZM188 103H189V102H188ZM196 103H197V102H196ZM196 103H195V104H196ZM211 103H210V104H211ZM216 103H217V102H216ZM125 104H126V103H125ZM149 104H150V103H149ZM161 104H162V103H161ZM163 104H165V103H163ZM175 104H176V103H175ZM189 104H190V103H189ZM195 104H194V105H195ZM206 104H207V103H206ZM206 104H204V105H206ZM4 105H5V104H4ZM103 105H104V104H103ZM103 105H102V106H103ZM120 105H121V104H120ZM140 105H141V104H139V106H140ZM144 105H145V104H144ZM146 105H147V104H146ZM146 105H145V106H146ZM154 105L156 106V104H154ZM154 105L152 104L151 106H154ZM167 105H168V104H167ZM186 105H187V104H186ZM199 105H200V104H199ZM201 105H202V103H201ZM201 105H200V106H201ZM225 105H226V104H225ZM124 106H125V105H124ZM141 106H142V105H141ZM151 106H149V107L152 108ZM157 106H158V104H157ZM157 106H156V108H157ZM161 106H162V105H161ZM177 106H178V105H177ZM182 106H184V103H183ZM188 106H189V105H188ZM191 106H193V105H191ZM200 106H199V109H200ZM210 106H211V105H210ZM149 107H148V108H149ZM158 107H159V106H158ZM162 107H163V106H162ZM162 107H161V108H162ZM167 107H168V106H167ZM180 107H181V106H180ZM184 107H185V106H184ZM184 107H183V108H184ZM194 107H195V106H194ZM212 107H213V105H212ZM215 107H216V105H215ZM2 108H3V107H2ZM14 108H15V107H14ZM102 108H104V107H102ZM148 108H147V109H148ZM183 108H182V109H183ZM186 108H187V106H186ZM188 108H189V107H188ZM191 108H192V107H191ZM208 108H209V107H208ZM210 108H211V107H210ZM210 108H209V109H210ZM223 108H224V107H223ZM143 109H145V108L143 107ZM152 109H153V108H152ZM178 109H180V108L178 107ZM197 109H198V108H197ZM197 109H196V111H197ZM201 109H202V108H201ZM205 109H206V108H205ZM8 110H9V109H8ZM26 110H27V109H26ZM103 110H104V109H103ZM103 110H102V111H103ZM155 110H156V109H155ZM155 110H154V112H155ZM168 110H169V109H168ZM176 110H177V108H176ZM180 110H181V109H180ZM185 110H187V109H185ZM185 110H184V111H185ZM220 110H221V109H220ZM220 110H219V112H220ZM18 111H19V110H18ZM115 111H116V110H115ZM140 111H141V110H140ZM143 111H145V110H143ZM148 111L150 112V110H148ZM152 111H153V110H152ZM156 111L158 112L159 110H156ZM2 112H3V111H2ZM145 112H146V111H145ZM159 112H160V111H159ZM174 112H175V111H174ZM182 112H183V111H182ZM186 112H188V111H186ZM186 112H185V113H186ZM197 112H199V111H197ZM210 112H212V110H211ZM102 113H103V112H102ZM142 113H143V112H142ZM146 113H147V112H146ZM146 113H145V114H146ZM180 113H181V112H180ZM199 113H200V112H199ZM199 113H198L197 117L199 116ZM208 113H209V111H208ZM213 113H214V112H213ZM123 114H124V113H123ZM151 114H152V113H151ZM166 114H168V112H166ZM177 114H179V111H178ZM0 115H1V114H0ZM149 115H150V114H149ZM183 115H184V114H183ZM190 115H191V114H190ZM194 115H196V114H194ZM214 115H215V114H214ZM115 116H117V115H115ZM121 116H122V115H121ZM124 116H125V115H124ZM124 116H122V117H124ZM132 116H134V115H132ZM151 116H152V115H151ZM166 116H167V115H166ZM166 116H164V117H166ZM204 116H205V115H204ZM206 116H208V114H206ZM206 116H205V117H206ZM27 117H28V116H27ZM85 117H87V116H85ZM106 117H107V116H106ZM127 117H129V116H127ZM154 117H157V115H156V116L154 115ZM167 117H168V116H167ZM115 118H116V117H115ZM118 118H119V117H118ZM134 118H135V117H134ZM136 118H137V116H136ZM147 118H148V117H147ZM158 118L160 119V116H159ZM158 118H157V119H158ZM168 118L171 120V117H168ZM183 118H184V117H183ZM187 118H189V117H187ZM208 118H209V117H208ZM211 118H212V117H211ZM10 119H12V118H10ZM119 119H120V118H119ZM124 119H125V118H124ZM172 119H174V118H172ZM180 119H181V120H180ZM180 119L178 118V122H179V120L182 122V118H180ZM194 119H196V118H194ZM205 119H206V118H205ZM1 120H2V119H1ZM26 120H27V119H26ZM84 120H85V119H84ZM117 120H118V119H117ZM120 120H121V119H120ZM131 120H133V119L131 118ZM153 120H154V119H153ZM164 120H165V119H164ZM166 120H168V119L166 118ZM188 120H189V119H188ZM211 120H212V119H211ZM221 120H222V118H221ZM260 120H261V119H260ZM86 121H87V120H86ZM86 121H85V122H86ZM139 121H140V120H139ZM143 121H145V120H143ZM151 121H152V120H151ZM155 121H156V120H155ZM176 121H177V119H176ZM193 121H194V120H193ZM193 121H192V122H193ZM196 121H197V120H196ZM212 121H213V120H212ZM214 121H215V120H214ZM16 122H17V121H16ZM24 122H25V121H24ZM85 122H84V123H85ZM127 122H128V118H127ZM159 122H160V120H159ZM184 122H185V121H184ZM189 122L191 123V121H189ZM202 122H203V120H202ZM210 122H211V121H210ZM220 122H221V121H220ZM81 123H82V122H81ZM81 123H80V124H81ZM90 123H91V122H90ZM103 123H104V124H103ZM130 123H131L130 125H133L132 123H134V121H133V122H130ZM145 123H146V122H145ZM145 123H144V127H145V125H146V126H149V124L147 125V123H146V124H145ZM151 123H152V122H151ZM157 123H158V122H157ZM179 123H180V122H179ZM179 123H178V124H179ZM187 123H188V122H187ZM194 123H196V122H194ZM194 123H193V124H194ZM206 123H207V122H206ZM217 123H218V121H217ZM217 123H216V124H217ZM262 123H264V122L262 121ZM22 124H23V123H22ZM22 124H21V125H22ZM26 124H27V122H26ZM87 124H88V123H87ZM87 124H85V125H87ZM92 124H93V123H92ZM92 124H91V127H90V128H92ZM128 124H129V123H128ZM128 124L125 123V121L121 122V124H120L121 127L123 126V129H124V131H125L126 133H127L126 130H128V129H126L127 126H128ZM134 124H135V123H134ZM140 124H142V126H143V123H140ZM171 124H172V123H171ZM184 124H185V123H184ZM184 124H183V125H184ZM197 124H198V123H197ZM202 124H204V123H201V125H202ZM15 125H16V124H15ZM99 125H101V126H104V125H105V118H104V117H103L102 119L99 120ZM118 125H119V124H118L115 120H112V118H111V120L107 119V124H106V126L108 127V129H107L106 134H105V135H107V138L112 139V138L115 136L116 132L118 131ZM138 125H139V124H137V126H138ZM154 125H156V124H154ZM163 125H164V124H163ZM163 125H162V126H163ZM168 125H170V124H167V126H168ZM180 125H181V124H180ZM183 125H182V126H183ZM186 125H187V124H186ZM189 125H190V124H189ZM220 125H221V124H220ZM220 125H219V127H220ZM8 126H9V124H8ZM26 126H27V125H26ZM89 126H90V124H89ZM120 126H119V127H120ZM137 126H136V127H137ZM142 126H141V127H142ZM152 126H153V124H152ZM152 126H150V127H152ZM164 126L167 127L166 125H164ZM174 126H175V124H174ZM176 126H177V125H176ZM182 126H181V127H182ZM197 126H198V125H197ZM202 126H203V125H202ZM204 126H205V125H204ZM71 127H72V125H71ZM81 127H82V126H81ZM85 127H86V126H85ZM129 127H130V126H129ZM136 127H135V128H136ZM138 127H139V126H138ZM138 127H137V128H138ZM144 127H142L141 129H144ZM150 127H149V129H150ZM179 127H180V126H179ZM187 127H188V125H187ZM190 127H191V125H190ZM190 127H189V129H190ZM195 127H196V126H195ZM205 127H206V126H205ZM262 127H263V126H262ZM12 128H13V127H12ZM12 128H11V129H12ZM25 128H26V127H25ZM25 128L23 127L21 130H24ZM67 128H68V127H67ZM104 128H105V126H104ZM147 128H148V127H147ZM157 128H159V127H157ZM160 128H161V127H160ZM162 128H163V127H162ZM162 128H161V129H162ZM169 128H170L169 131H171V126H170ZM169 128H168V129H169ZM176 128H177V127H176ZM176 128H175L174 130H176L175 132H176V134H177V133L179 132V131H178L179 129L177 130ZM201 128H202V127H201ZM220 128H221V127H220ZM7 129H8V128H7ZM9 129H10V128H9ZM83 129H84V128H83ZM120 129H121V128H120ZM132 129H133V128H131V130H132ZM138 129H139V128H138ZM161 129H160V130H161ZM166 129H167V128H166ZM172 129H173V128H172ZM206 129H207V128H206ZM21 130H20V131H21ZM75 130H76V129H75ZM81 130H82V128H81ZM84 130H87V128L84 129ZM88 130H89V128H88ZM96 130H97V129H96ZM135 130H136V129H135ZM150 130L152 131V128H151ZM154 130H155V129H154ZM164 130H165V129H164ZM201 130H202V129H201ZM208 130H209V129H208ZM208 130H207V131H208ZM210 130H211V129H210ZM119 131H120V130H119ZM121 131H122V130H121ZM157 131H158V130H157ZM165 131H167V130H165ZM177 131H178V132H177ZM187 131H188V129H187ZM6 132H8V131H6ZM11 132H12V131H11ZM71 132H72V131H71ZM82 132H83V131H82ZM86 132H88V131H86ZM141 132H142V130H141ZM143 132H144V130H143ZM152 132H153V131H152ZM155 132H156V131H155ZM161 132H164V131L162 130ZM175 132H174V133H175ZM182 132H183V131H182ZM198 132H199V131H197V133H198ZM263 132H264V128H263ZM16 133H17V132H16ZM74 133H75V132H74ZM96 133H97V132H96ZM126 133H125V134H126ZM147 133H148V132H147ZM149 133H151V132H149ZM149 133H148V134H149ZM156 133H157V132H156ZM168 133H169V132H168ZM171 133H173V132H171ZM184 133H185V132H184ZM186 133H187V132H186ZM189 133H190V132H189ZM189 133H188V134H189ZM195 133H196V132H195ZM201 133H203V131H201ZM204 133H205V131H204ZM214 133H215V132H214ZM217 133H219V132L217 131V132H216V135H217ZM2 134H3V133H2ZM82 134H83V133H82ZM86 134L88 135V133H86ZM86 134H85V135H86ZM132 134H133V133H132ZM132 134L130 133V135H132ZM135 134H136V133H135ZM141 134H142V133H141ZM160 134H162V133H159V137H160ZM164 134H165V133H164ZM176 134H174V135H176ZM25 135H26V134H25ZM83 135H84V134H83ZM83 135H82V137H83ZM85 135H84V139H87V137L85 138ZM118 135H119V134H118ZM167 135H168V134H167ZM169 135H170V134H169ZM171 135H172V134H171ZM178 135H179V133H178ZM181 135H182V134H181ZM189 135H191V133H190ZM195 135H196V134H195ZM201 135H202V134H201ZM204 135H205V134H204ZM208 135H209V134H208ZM208 135H207V136H208ZM262 135H263V134H262ZM121 136H122V135H121ZM151 136H153V134H151ZM151 136H150V137H151ZM184 136H185V135L183 134L182 137H184ZM186 136H187V135H186ZM191 136H193V135H191ZM191 136H190V138H191ZM202 136H203V135H202ZM207 136H206V138H207ZM12 137H13V135H12ZM18 137H20V136H18ZM25 137H26V136H25ZM92 137H93V136H92ZM92 137H89V140H90V141H91L90 138H92ZM96 137H97V136H96ZM99 137H100V136H99ZM123 137H125V136H123ZM127 137H130V136H129V133H128V135L126 136V138H127ZM131 137L136 139V137H133V136H131ZM140 137L142 138V141H143V139H145V136L142 137V135H140L139 138H140ZM170 137H171V139L174 140V137H173V136H170ZM172 137H173V138H172ZM177 137H178V136H177ZM194 137H195V136H193V138H194ZM198 137H199V136H198ZM198 137H197L196 139H198ZM8 138H9V136H8ZM97 138H98V137H97ZM105 138H106V137H105ZM141 138H140V139H141ZM147 138H148V137H147ZM151 138H152V137H151ZM151 138H149V139L152 140V139L155 138V133H154V138H152V139H151ZM156 138H157V135H156ZM161 138H162V137H161ZM161 138H160V140H161ZM167 138H168V137H167ZM167 138H166V139H167ZM179 138H181L180 135H179ZM186 138H187V137H186ZM186 138H185V139H186ZM200 138H201V140H202V137H200ZM200 138L198 139L199 141H200ZM203 138H204V137H203ZM209 138L212 139L213 137L211 138V137L209 136ZM84 139H83V140H84ZM110 139H109V143H110V141H111ZM158 139H159V138H158ZM158 139H157V140H158ZM163 139H164V138H163ZM175 139H176V138H175ZM182 139H183V138H182ZM191 139H192V138H191ZM196 139H194V140L196 141ZM263 139H264V138H263ZM18 140L20 141L21 139L18 138ZM22 140H23V139H22ZM92 140H93V139H92ZM96 140H97V139H96ZM96 140H95V141H96ZM100 140H101V139H100ZM100 140H98V141H100ZM124 140H125V138H124ZM124 140H122V141L124 142ZM126 140H127V139H126ZM128 140H129V138H128ZM130 140H131V139H130ZM137 140H138V139H137ZM137 140H136V141H137ZM157 140H156L155 144L158 142ZM160 140H159V143H160ZM164 140H165V139H164ZM164 140H163V141H164ZM169 140H170V139H169ZM179 140H181V139H179ZM188 140H189V138H188ZM198 140H197V141H198ZM208 140H209V139H208ZM208 140H207V141H208ZM116 141H117V140H116ZM119 141H120V140H119ZM147 141H148V140H147ZM152 141H153V140H152ZM165 141H166V140H165ZM165 141H164V143H165ZM183 141H184V139H183ZM183 141H182V142H183ZM191 141L193 142V139H192ZM191 141H190V142H191ZM205 141H206V139H205ZM210 141H211V140H210ZM216 141H217V140H216ZM22 142H23V141H22ZM92 142H93V141H92ZM92 142H91V143H92ZM100 142H101V141H100ZM104 142H105V141H104ZM161 142H162V140H161ZM174 142H175V141H174ZM176 142H178V141H176ZM179 142H180V141H179ZM179 142H178V145L180 144ZM186 142H187V141H186ZM212 142H213V141H212ZM83 143H84V141H83ZM94 143H95V142H94ZM97 143H99V142H97ZM113 143H114V142H113ZM113 143H112V144H113ZM127 143H128V142H127ZM134 143H135V142H134ZM140 143H141V142H140ZM166 143H167V142H166ZM166 143H165V145H166ZM170 143H172V142L170 141ZM195 143H196V142H195ZM195 143H194V145H195ZM202 143H203V142H202ZM123 144H124V146H125V143H123ZM135 144H136V143H135ZM142 144H143V143H142ZM145 144L147 145V144H150V143H149V141H148V142L145 143ZM199 144H201V143H199ZM199 144H197L198 147H199ZM219 144H220V143H219ZM17 145H19V144L17 143ZM95 145H96V143H95ZM128 145H130V144H128ZM128 145H127V146H128ZM136 145H137V144H136ZM160 145H161V144H160ZM178 145H177V147H178ZM180 145H182V144H180ZM192 145H193V144H192ZM202 145H204V143H203ZM207 145H208V144H207ZM100 146H102V145H100ZM104 146H105V144H104ZM104 146H103V147H104ZM117 146H118V144H117ZM127 146H126V147H127ZM142 146H143V145H142ZM144 146H145V145H144ZM153 146H154L153 148H157V147H155L154 143H153ZM156 146H157V145H156ZM162 146H163V145H162ZM171 146L173 147L172 144H171ZM171 146H170V147H171ZM210 146H211V145H210ZM17 147H18V146H17ZM85 147H86V145H85ZM92 147H94L93 144H92L91 148H92ZM95 147H96V146H95ZM119 147H121V148L123 147V146H121V142H120V146H119ZM129 147H130V146H129ZM158 147H159V146H158ZM170 147H169V150H170ZM174 147L176 148V146H174ZM184 147H186V144H185ZM191 147H192V146H191ZM205 147L207 148L206 145H205ZM218 147H219V146H218ZM218 147H216V148H218ZM96 148H97V147H96ZM104 148H106V146H105ZM124 148H125V147H123L121 150L125 151L126 149L124 150ZM127 148H128V147H127ZM189 148H190V147H189ZM193 148H194V147H193ZM193 148H192V149H193ZM201 148H202V147H201ZM203 148H204V147H203ZM206 148H204V149L206 150ZM73 149H75V148H72V150H73ZM117 149H119V148H117ZM151 149H152V148H151ZM160 149H161V148H159V150H160ZM163 149H164V148H163ZM165 149H166V148H165ZM165 149H164V150H165ZM181 149L183 150V147H182ZM186 149H187V148H186ZM204 149H203V150H204ZM75 150H76V149H75ZM86 150H87V148H86ZM95 150H96V149H95ZM95 150L92 151V154H94V151H95ZM97 150H99V146H98ZM108 150H109V149H108ZM143 150L145 151L146 149L144 148ZM157 150H158V149H157ZM161 150H162V149H161ZM164 150H163V151H164ZM193 150H194V149H193ZM203 150L200 149V151H203ZM73 151H74V150H73ZM73 151H72V152H73ZM76 151H77V150H76ZM102 151H103V150H102ZM116 151H117V150H116ZM118 151H119V150H118ZM123 151H122V152H123ZM132 151H133V150H132ZM137 151H138V150H137ZM144 151H143V152L141 151V152L145 154ZM148 151H150V150H148ZM166 151H167V150H166ZM171 151H172V150H170L169 152H171ZM177 151H178V149H177ZM177 151H176V152H177ZM183 151H184V150H183ZM195 151L198 153L197 150H195ZM195 151H193V152H195ZM95 152L98 153L97 151H95ZM99 152H100V151H99ZM126 152H127V151H126ZM128 152H131V151L129 150ZM150 152H151V151H150ZM150 152H149V153H150ZM169 152H168V153H169ZM181 152H182V151H181ZM193 152H192V153H193ZM204 152H206V151H204ZM75 153H76V152H75ZM77 153H78V152H77ZM77 153H76V154H77ZM88 153H89V152H88ZM118 153H119V152H118ZM118 153H117V154H118ZM135 153H137L136 150H135ZM135 153L133 152V154H135ZM138 153H139V152H138ZM152 153H156V151H155V152L152 151ZM157 153H158V152H157ZM161 153H162V152H161ZM161 153H159V154L161 155ZM168 153L165 152L164 155L166 156V154L168 155ZM178 153H179V155L182 154V153L180 154V151H178ZM185 153H186V152H185ZM192 153H191V154H192ZM208 153H209V152H208ZM208 153H207V154H208ZM210 153H211V152H210ZM213 153H214V152H213ZM215 153H216V152H215ZM78 154H79V153H78ZM108 154H109V153H108ZM120 154H121V153H120ZM124 154H127V153H124ZM124 154H123V155H124ZM130 154H131V153H130ZM169 154H170V153H169ZM174 154H175V153H174ZM71 155H75V154H71ZM88 155H89V154H88ZM88 155H87V156H88ZM171 155H172V152H171ZM195 155H196V154H195ZM199 155H201V154H199ZM199 155H198V156H199ZM10 156H11V154H10ZM85 156H86V155H85ZM107 156H108V155H107ZM107 156L104 157L103 159H107ZM118 156H119V157L116 158V159H117V161H116L117 164H118V162H119V161H118L119 158H121L120 155H118ZM125 156H126V155H125ZM128 156H130V155H128ZM128 156L126 157V159L128 158ZM135 156H136V154H135ZM139 156H144V155H140V154H139ZM157 156H158V155H157ZM175 156H176V155H175ZM175 156H174V157H175ZM181 156H184V155L182 154ZM192 156H194V154H192ZM196 156H197V155H196ZM203 156H204V155H203ZM203 156H202V157H203ZM6 157H7V154H6ZM71 157H72V156H71ZM73 157H75V156H73ZM113 157H114V154H113ZM161 157H162V155H161ZM170 157H172V156H170ZM194 157H195V156H194ZM200 157H201V156H200ZM202 157H201L200 159H201V160H202V159L205 160L204 157H206V156H204L203 158H202ZM8 158H9V157H8ZM123 158H125V157H123ZM123 158H121V160H120V163H119L120 166H118V167H119L118 170L115 168V170H117L116 172L114 171L115 173L113 172L112 174H110L109 171H108V172L105 171L104 178H106L107 176L110 177L111 175L114 174L112 177H110V179H111L110 181H111V183L113 182L114 185H113V186H109V183L107 184V185H108L109 187H111V188H113L114 186H116V184H117V183H116V180H118V178L121 177V174H122V173H121L119 170H124V171H125L124 168L126 167V164H125V161H126V160H125V159L122 160ZM132 158H134L133 155H132ZM139 158H140V157H139ZM166 158H167V156H166ZM175 158H177V157H175ZM175 158H173V159L171 158V159H172L171 161L173 162ZM179 158H180V157H179ZM185 158H186V157H185ZM189 158H190V157H189ZM191 158H193V157H191ZM6 159H7V158H6ZM11 159H12V158H11ZM72 159H73V158H72ZM144 159H145V158H144ZM146 159H147V157H146ZM156 159H157V157H156ZM156 159H155V160H156ZM164 159H165V158H163V160H164ZM167 159H168V158H167ZM167 159H165V161H166ZM181 159H182V158H181ZM114 160H115V159H114ZM137 160H139V159L137 158ZM152 160H153V157H152ZM163 160H161V162H163ZM169 160H170V159H169ZM169 160H168V161H169ZM182 160H183V159H182ZM196 160H197V159H196ZM198 160H199V158H198ZM201 160H199V161H201ZM206 160H207V158H206ZM130 161L133 162L134 160H130ZM135 161H136V160H135ZM147 161H148V162L151 161V157H150V159H148ZM153 161H154V160H153ZM158 161H159V160H158ZM176 161H179V159H178V160H175V163H176ZM5 162H6V161H5ZM12 162H13V161H12ZM12 162L8 161L7 164L12 163ZM113 162H114V161H113ZM151 162H152V161H151ZM156 162H157V161H156ZM182 162H183V161H182ZM193 162H194V161H193ZM197 162H198V161H197ZM130 163H131V162H130ZM143 163H144V162H142V165H143ZM152 163H153V162H152ZM164 163H165V162H164ZM167 163H168V162H167ZM173 163H174V162H173ZM175 163H174V164H175ZM177 163H178V162H177ZM180 163H181V162H180ZM188 163H189V162H188ZM188 163H187V164H188ZM200 163H201V162H200ZM202 163H203V160H202ZM4 164H5V163H4ZM108 164H109V162H108ZM117 164L115 165L116 167H117ZM131 164H132V163H131ZM131 164H130V165H131ZM134 164H135V162H134ZM136 164H138V163H136ZM140 164H141V163H140ZM147 164H149V163H147ZM162 164H163V163H162ZM184 164H185V162H184ZM195 164H198V163L195 162ZM195 164H194V165H195ZM213 164H214V163H213ZM112 165H113V164H112ZM145 165H146V164H145ZM155 165H156V164H155ZM164 165H166V163H165ZM170 165H171V164H170ZM176 165H179V164H176ZM176 165H174V166H173V164L171 165V171L174 172V170H172V166H173V168H174ZM191 165H192V164H191ZM199 165H200V164H199ZM201 165H202V164H201ZM203 165H205V164L203 163ZM115 166H114V167H115ZM131 166H132V165H131ZM131 166H130V167H131ZM143 166H144V165H143ZM152 166H153V165H152ZM158 166H159V164H158ZM161 166H163V165H161ZM212 166H213V165H212ZM23 167H24V166H23ZM107 167H108V166H107ZM138 167H139V166H138ZM138 167H137V169H139ZM140 167H141V166H140ZM144 167H146V166H144ZM144 167H142V171L144 170V169H143ZM149 167L151 168V165H150ZM149 167H148V168H149ZM169 167H170V166H169ZM184 167H185V166H184ZM184 167H183V169H186V168H184ZM193 167H194V166H193ZM209 167H210V166H209ZM60 168H61V167H60ZM150 168H149V169H150ZM154 168H156V167H154ZM167 168H168V167H167ZM167 168H164V169H167ZM175 168H176V167H175ZM177 168H178V166H177ZM179 168H181V167H179ZM194 168H195V167H194ZM194 168H193V170L197 171L196 168H195V169H194ZM197 168H198V167H197ZM199 168H200V167H199ZM199 168H198V169H199ZM201 168L203 169V168H205V167L203 166V167H201ZM137 169H135V170H137ZM149 169H148V170H149ZM158 169H159V168H158ZM158 169H157V171H158ZM164 169H163V171H164ZM183 169H182V170H183ZM208 169H209V168H208ZM4 170H5V169H4ZM113 170H114V168H113ZM129 170H130V169H128V172H129ZM148 170H146V172H147ZM154 170H156V169H154ZM160 170H161V169H160ZM167 170H168V169H167ZM167 170H166V172H168ZM190 170H191V169H190ZM124 171H122V172H124ZM132 171H133V170H132ZM151 171H153V170L150 169L149 172L151 173ZM161 171H162V170H161ZM161 171H160V172H161ZM184 171H185V170H184ZM184 171H183V172H184ZM118 172L121 173V174H119V176H118ZM130 172H131V171H130ZM139 172H140V174L142 173L141 170H139ZM153 172H154V171H153ZM179 172H180V171H179ZM200 172H201V171H199V173H200ZM204 172H205V170H204ZM194 173H195V172H194ZM194 173L191 172V175H192V174H193V175L196 174V173H195V174H194ZM199 173H198V174H199ZM212 173H214V172H212ZM130 174H131V173H130ZM137 174H138V173H137ZM143 174H144V173H143ZM147 174H148V173H147ZM147 174H146V175H147ZM154 174H155V172L153 173V175H154ZM157 174H159V173H157ZM157 174L155 175V178H156ZM162 174H163V172H162ZM164 174H165V173H164ZM166 174H167V173H166ZM174 174H175V173H174ZM180 174H181V173H180ZM180 174H179V175H180ZM184 174H185V173H184ZM184 174H183V175H184ZM198 174H197V176H198ZM201 174H202V173H201ZM24 175H26V173L21 174L22 177H20V178L22 179ZM27 175L29 176V174H27ZM128 175H129V173H128ZM131 175H132V174H131ZM133 175H135V174H133ZM151 175H152V174H151ZM153 175H152V177H153ZM177 175H178V174H176V176H177ZM210 175H211V174H210ZM122 176H123V175H122ZM138 176H139V174H138ZM140 176H141V175H140ZM160 176H161V175H160ZM164 176H168V175H164ZM164 176H163V177H164ZM174 176H175V175H174ZM174 176H173V177H174ZM176 176H175V177H176ZM180 176H181V175H180ZM185 176H187V175H185ZM24 177H27V176H24ZM58 177H59V176H58ZM108 177H107V178H108ZM126 177H127V174H126ZM130 177H133V178L130 179ZM135 177H136V176H135ZM141 177H142V176H141ZM141 177H140V178H136V179H138V181H135L134 176H129V177H127V179H125V181H124L123 184L126 183V184L128 185V183H130V184L133 186V188L138 189V192H139L140 190H143V189H144V188H143V185H142V184H143V183H142L143 180H142V181L140 180ZM146 177H147V176H146ZM148 177H151V176H148ZM152 177L149 178V179H152ZM175 177H174V178H175ZM199 177H200V176H199ZM199 177H198V178H199ZM27 178H28V177H27ZM144 178H145V176H144ZM153 178H154V177H153ZM165 178H166V177H165ZM193 178L195 179V176H194ZM198 178H197V179H198ZM23 179H25V178H23ZM146 179H147V178H146ZM159 179H160V178H159ZM159 179H157V180H159ZM175 179H176V178H175ZM182 179H184V176H183ZM182 179H181V180H182ZM191 179H192V178H191ZM194 179H192V180H194ZM200 179H201V178H200ZM200 179H199V180H200ZM155 180H156V179H155ZM157 180H156V181H157ZM167 180H168V179H167ZM167 180H166V181H167ZM172 180H173V179H172V176H171V181H172ZM176 180H177V179H176ZM178 180H179V179H178ZM181 180H180V181H181ZM147 181H148V180H147ZM163 181H164V180H163ZM174 181H175V180H174ZM174 181L171 182V183L174 184ZM180 181H179V183H180ZM197 181H198V180H197ZM197 181H196V182H197ZM23 182H24V181H23ZM107 182H108V181H107ZM118 182H121V180L118 181ZM135 182L137 183V184H136L137 187H136V185H135ZM145 182H146V181H145ZM154 182H155V181H154ZM157 182H158V181H157ZM167 182H168V181H167ZM183 182H184V184H185V181H183ZM189 182H190V181H189ZM191 182H192V181H191ZM193 182H194V181H193ZM210 182H211V181H210ZM121 183H122V182H121ZM155 183H156V182H155ZM163 183H165V181H164ZM163 183H162V184H163ZM168 183H170V182H168ZM175 183H176V181H175ZM181 183H182V182H181ZM181 183H180V184H181ZM199 183H201V180L199 181ZM8 184H9V183H8ZM60 184H61V183H60ZM89 184H90V183H89ZM123 184H122V185H123ZM146 184H147V183H146ZM149 184H152V182L149 183ZM153 184H154V183H153ZM165 184H166V186L168 185L167 183H165ZM165 184H164V185H165ZM176 184H177V183H176ZM176 184H175V185H176ZM186 184H187V183H186ZM190 184H192V183H190ZM110 185H112V184H110ZM118 185H119V183H118ZM118 185H117V186H118ZM157 185H161V183H160V184H159V183L156 184V186H157ZM182 185H183V184H182ZM192 185H193V184H192ZM199 185H200V184H198L197 186H199ZM206 185H207V184H206ZM208 185H209V184H208ZM120 186H121V185H120ZM123 186H124V185H123ZM146 186H147V185H145V187H146ZM170 186H171V185H170ZM173 186H174V185H172V188H173ZM176 186H177V185H176ZM190 186H191V185H190ZM195 186H196V185H195ZM83 187H84V184H83ZM87 187H88V186H87ZM127 187H128V186H127ZM147 187H148V186H147ZM152 187H153V185H152ZM160 187H161V186H160ZM160 187H159V188H160ZM164 187H165V186H164ZM177 187H178V186H177ZM179 187H180V186H179ZM193 187H194V186H193ZM107 188H108V187H105V189H107ZM125 188H126V187H125ZM153 188H154V187H153ZM156 188H157V187H156ZM159 188H158V189H159ZM169 188H170V187H169ZM172 188H171V189H172ZM180 188H181V187H180ZM189 188H190V187H189ZM198 188H199V187H198ZM9 189H10V187H9ZM9 189H8V190H9ZM62 189H63V188H62ZM94 189H95V188H94ZM116 189H117V188H116ZM120 189H121V188H120ZM131 189H132V188H131ZM154 189H155V188H154ZM176 189H177V188H176ZM191 189H192V186H191ZM191 189H190V190H191ZM11 190H12V188H11ZM64 190H65V189H64ZM102 190H103V189H102ZM102 190H101V191H102ZM108 190H109V189H108ZM124 190H125V189H124ZM155 190H156V189H155ZM155 190H154V191H155ZM163 190H165V193H166V189L164 188ZM168 190H169V189H168ZM168 190H167V191H168ZM174 190H175V189H174ZM174 190H173V191H174ZM95 191H96V190H95ZM105 191H106V190H105ZM112 191H113V190H112ZM122 191H123V190H122ZM131 191H132V190H131ZM143 191H144V194H145V190H143ZM157 191H158V190H157ZM176 191H177V190H176ZM180 191H181V189H180ZM185 191H186V190H185ZM193 191H194V190H193ZM193 191H191V192H193ZM72 192L74 193L73 190H72ZM86 192H87V191H86ZM91 192H92V191H91ZM115 192H116V191H115ZM120 192H121V191H119L118 193H120ZM123 192H124V191H123ZM123 192H122V194H123ZM135 192H137V191L135 190ZM141 192H142V191H141ZM151 192H153V191H151ZM162 192H164V191H161V193H162ZM174 192H175V191H174ZM174 192H173V194L177 193V192H175V193H174ZM77 193H78V192H77ZM116 193H117V192H116ZM131 193H133V192H131ZM131 193H129V194H131ZM178 193H179V192H178ZM185 193H186V192H185ZM195 193H197V192L195 191ZM60 194H61V192H60ZM93 194H94V193H93ZM106 194H107V192H106ZM106 194L103 195V196L101 197V200H100V202H101V208H102V214H101V216H100V217H101V220L98 221L100 227H98L97 232H96V233H97V234H96V239H97L98 242H101V241L104 240V237H103V233H104V231L102 232V230H103V228H104V227H103V226H104V225H103V211H104L105 227H106V229L108 228V230H109L110 228H112V226L114 227V230H116V227L119 225V223H120L121 227H123L124 224H125V226H130V225L133 223V220H132V221L130 220L132 223L128 221V222L131 223V224H130V225H127V222H126V220H124V219H123V222H124V221L126 222V223L124 222V224L121 223L120 221H119L117 224H115V221H114V223H112L113 219L115 220V218H116V216H115V215H116V212H115L116 201H115L114 198H115V197L118 198L119 196H118V197L115 196L114 192L108 193L107 195H106ZM142 194H143V193H142ZM148 194H149V193H148ZM150 194H151V193H150ZM159 194H160V193H158V196L155 195V197L158 198V197H159ZM167 194H168V192H167ZM183 194H184V192H183ZM189 194H190V193H189ZM191 194H192V193H191ZM9 195H11V193H9ZM9 195H8V198H9ZM91 195H92V194H91ZM132 195H133V194H132ZM152 195H153V194H152ZM152 195H151V196H152ZM163 195L166 196L165 194H163ZM168 195H169V194H168ZM175 195H177V194H175ZM185 195H186V194H185ZM59 196H60V195H59ZM64 196H65V194H64ZM64 196H63V197H64ZM78 196H80V195H78ZM121 196H122V195H121ZM121 196H120V199L122 198ZM130 196H131V195H130ZM133 196H134V195H133ZM133 196H132V197H133ZM151 196H148V197H150V199H151ZM164 196H162V197L164 198ZM194 196H195V195H194ZM194 196H193V197H194ZM63 197H61V198H63ZM65 197H66V196H65ZM65 197H64L63 199H65ZM123 197H124V194H123ZM125 197H129V196L127 195V196H125ZM134 197H135V196H134ZM139 197H141V196H139ZM139 197H137V198H139ZM148 197H147V198H148ZM152 197H153V196H152ZM155 197H154V198H155ZM162 197H161V198H162ZM168 197H170V196H168ZM171 197H172V196H171ZM171 197H170V198H171ZM176 197H177V196H176ZM195 197H197V196H195ZM195 197H194V198H195ZM89 198H90V196H89ZM161 198H159V199H161ZM172 198H174V197H172ZM182 198L184 199V197H182ZM185 198H186V197H185ZM87 199H88V198H87ZM122 199H123V201H125V198H122ZM128 199H129V198H126V200H128ZM150 199H149V200H150ZM166 199H167V198H166ZM186 199H188V198H186ZM61 200H62V199H61ZM133 200H134V199H133ZM133 200H132L131 203H133ZM135 200H136V199H135ZM145 200H146V198H145ZM145 200L142 201V202H145ZM152 200H153V199H152ZM154 200H157V199H154ZM163 200H164V199H163ZM181 200H182V199H181ZM188 200H189V199H188ZM67 201H68V200H67ZM117 201H118V200H117ZM136 201L138 202V200H136ZM136 201H135V202H136ZM140 201H141V199H140ZM146 201H147V200H146ZM160 201H161V200H160ZM176 201H177V200H176ZM59 202H60V201H59ZM120 202H121V201H120ZM126 202H127V201H126ZM128 202H130V201H128ZM137 202H136V203H137ZM153 202H154V201H153ZM155 202H157V201H155ZM155 202H154V203H155ZM166 202H167V201H166ZM166 202H165V205H166ZM183 202L185 203V201H183ZM187 202H188V201H187ZM61 203H63V202L61 201ZM121 203H122V202H121ZM121 203H120V204H121ZM123 203H125V202H123ZM123 203H122V204H123ZM131 203H130V205H132ZM136 203H135V204H136ZM145 203H146V202H145ZM150 203H151V201L148 202V205H150ZM157 203H158V202H157ZM157 203H156V204H157ZM168 203H169V200H168ZM171 203H172V200H171ZM175 203H176V202H174V206H175ZM66 204H67V203H66ZM127 204H128V203H127ZM135 204H134V205H135ZM139 204H140V203H139ZM159 204H160V203H159ZM161 204H162V203H161ZM176 204H177V203H176ZM182 204H183V203H182ZM137 205H138V204H137ZM137 205H136V207H138ZM142 205H143V204H142ZM146 205H147V204L144 205L145 208H146ZM148 205H147V206H148ZM151 205H152V204H151ZM162 205H163V204H162ZM162 205H161V206H162ZM171 205L173 206V204H171ZM185 205H186V204H185ZM118 206H119V205H118ZM127 206H128V205H127ZM139 206H141V204H140ZM155 206H156V205H155ZM155 206H154V207H155ZM161 206H160V207H161ZM174 206H173V207H174ZM121 207H122V205H121ZM121 207L119 208V209H120L119 212L122 211L121 209H123V208H121ZM129 207H131V206H128V208H129ZM132 207H133V206H132ZM136 207H133V208H136ZM158 207H159V206H158ZM165 207H166V206H165ZM183 207H184V206H182V208H183ZM125 208H127V207L124 206V209H123V210H125V212H126L127 210H126ZM133 208H131V209L133 210ZM138 208H139V207H138ZM149 208H150V207H149ZM149 208H148V209H149ZM161 208H162V207H161ZM170 208L173 210L172 207H170ZM174 208H175V207H174ZM176 208H177V207H176ZM179 208H181V207H179ZM179 208H178V209H179ZM184 208H185V207H184ZM184 208H183V209H184ZM192 208H193V207L191 206L190 210H191ZM116 209H117V207H116ZM151 209H152V208H150V210H151ZM157 209H160V208H157ZM163 209H165V208L163 207ZM163 209H162V210H163ZM187 209H188V208H187ZM129 210H130V209H129ZM154 210H155V209H154ZM172 210H171V211H172ZM179 210H180V209H179ZM179 210H176V211H177V214H178V212L181 211V210H180V211H179ZM185 210H186V209H185ZM9 211H10V209H9ZM11 211H12V210H11ZM135 211H137V210H135ZM144 211H145V210H144ZM151 211L153 212V209H152ZM151 211H150V212L148 211V212L151 213ZM174 211H175V210H173L172 212H174ZM123 212H124V211H123ZM125 212H124V214H125ZM127 212H128V215H129V211H127ZM130 212H131V211H130ZM133 212H134V211H133ZM137 212H138V211H137ZM163 212H166V209H165V211H162L161 213H163ZM168 212H169V211H168ZM190 212H191V211H190ZM190 212H188V214H190ZM117 213H118V211H117ZM131 213H132V212H131ZM135 213H136V212H134V214H135ZM149 213H147V214H148V217H149ZM155 213H156V212H155ZM155 213H154V215H155ZM180 213H181V212H180ZM183 213L185 214L184 211H183ZM137 214H138V213H137ZM141 214H142V213H141ZM141 214L139 213L140 216H141ZM172 214H173V213H172ZM172 214L170 213V214H168V215H172ZM181 214H182V213H181ZM184 214H182V215H184ZM188 214H187V215H188ZM131 215H132V214H131ZM135 215H136V214H135ZM139 215H138V216H139ZM142 215H143V214H142ZM162 215H163V214H162ZM166 215H167V212H166ZM178 215H179V214H178ZM178 215H177V216H178ZM9 216H10V215H9ZM51 216H52V215H51ZM122 216H123V215H122ZM129 216H130V215H129ZM129 216H128V217H129ZM133 216H134V215H133ZM133 216H132V217H133ZM138 216H137V220L139 219ZM156 216H157V214H156ZM173 216H174V215H173ZM177 216H176V217H177ZM185 216H186V214H185ZM100 217H99V218H100ZM118 217H119V215H118ZM134 217H135V216H134ZM142 217H143V216H142ZM148 217H146V218H148ZM159 217H160V214H159ZM161 217H162V216H161ZM163 217H164V216H163ZM163 217H162V218H163ZM180 217H181V215L179 216V219H180ZM182 217H184V216H182ZM187 217H188V216H187ZM191 217H192V215H191ZM4 218H5V217H4ZM4 218H3V219H4ZM6 218H7V217H6ZM123 218H125V216H123ZM153 218H155V217L153 216ZM162 218H158V219H162ZM9 219H10V218H9ZM125 219H126V218H125ZM129 219H130V218H129ZM132 219H133V218H132ZM135 219H136V218H135ZM135 219H134V224H135V223L137 224L138 221H137V220L135 221ZM142 219H143V218H142ZM156 219H157V218H156ZM175 219H176V218H175ZM183 219H186V218H183ZM190 219H191V218H190ZM196 219H198V218H196ZM120 220H122V219H120ZM149 220H150V219H148V221H149ZM152 220H155V219H152ZM191 220H195V219H191ZM139 221H140V219H139ZM158 221H159V220H158ZM163 221H165V220H163ZM180 221H181V225H182L183 222H182V220H180ZM187 221H188V220H187ZM44 222H45V221H44ZM152 222H154V221H152ZM152 222H151V223H152ZM155 222H156V221H155ZM159 222H160V221H159ZM159 222H158V223H159ZM168 222H169V221H168ZM170 222H171V220H170ZM192 222H195V221H191V224L194 225ZM4 223H5V221H4ZM138 223H140V222H138ZM149 223H150V222H149ZM158 223H156V226H157ZM178 223H180V222L178 221ZM184 223H186V222H184ZM114 224H115V226H114ZM134 224H133V225H134ZM144 224L147 225L146 221L144 222ZM144 224H143V225H144ZM153 224H154V223H153ZM168 224H169V226L171 225L170 223H168ZM168 224L166 225V227H168ZM188 224H189V223H188ZM188 224H187V225H188ZM191 224H190V225H191ZM138 225H139V224H138ZM154 225H155V224H154ZM158 225H159V224H158ZM175 225H176V224H175ZM178 225H179V224H178ZM178 225H177V226H178ZM0 226H1V225H0ZM5 226H6V225H4V227H5ZM125 226H124V227H125ZM156 226H154V229H155ZM164 226H165V225H164ZM177 226H176V227H177ZM124 227H123V228H124ZM134 227H138V226H134ZM145 227H146V226H145ZM145 227H144V228H145ZM148 227H149V228L151 227V228L153 229V226H150V224H148ZM157 227H158V226H157ZM166 227H164V228H166ZM188 227H189V226H188ZM123 228H122V229H123ZM125 228H126V227H125ZM131 228L133 229V226H132ZM144 228H143V229L140 228V229H141V230H144ZM170 228H171V227H170ZM183 228H184V227H183ZM129 229H130V228H129ZM129 229H126V230H129ZM154 229H153V230H154ZM159 229H160V228H159ZM167 229H168V228H167ZM167 229H166V230H167ZM171 229H173V228H171ZM185 229L187 230V228H185ZM189 229H190V228H189ZM108 230H107V231H108ZM124 230H125V229H124ZM124 230H123V231H124ZM133 230H134V229H133ZM148 230H149V229H148ZM178 230H179V229H178ZM178 230H176V231L178 232ZM180 230H181V229H180ZM111 231L113 232V230H111ZM118 231H119V230H118ZM121 231H122V230H121ZM121 231H120V233H121ZM162 231H165V230H162ZM173 231H174V230H173ZM191 231H192V230H191ZM191 231H189V232H191ZM112 232H110V235H111ZM124 232H125V231H124ZM136 232H137V230H136ZM139 232H141V231H139ZM139 232H138V233H139ZM142 232H143V231H142ZM142 232H141V234H142ZM145 232H146V231H145ZM168 232H171V231L168 230ZM179 232H180V231H179ZM184 232H185V230H184ZM114 233H115V232H114ZM116 233L118 234V237H119V233H118V232H116ZM160 233H161V231H160ZM160 233H159L158 235H160ZM162 233H163V232H162ZM181 233H183V232L181 231ZM186 233L189 234L188 232H186ZM186 233H185V234H186ZM192 233H193V231H192ZM105 234H106V232H105ZM108 234H109V233H108ZM117 234H114V235L116 236ZM133 234H134V232H133ZM139 234H140V233H139ZM141 234H140V235H141ZM143 234H144V232H143ZM143 234H142V235H143ZM145 234H146V233H145ZM145 234H144V235H145ZM148 234H149V232H148ZM166 234H167V231H166ZM183 234H184V233H183ZM110 235H109V236H110ZM121 235H122V234H121ZM126 235H127V234H126ZM126 235H125V236H126ZM150 235H151V234H150ZM150 235H146V237H147V236H150ZM152 235H153V234H152ZM155 235H156V234H154L153 236H155ZM170 235L173 236L172 232L170 233ZM175 235H176V234H175ZM177 235H178V234H177ZM181 235H182V234H181ZM181 235H180V236H181ZM106 236H107V235H106ZM109 236H108V239L110 238ZM127 236H128V235H127ZM129 236H130V234H129ZM131 236H132V234H131ZM137 236H138V234H137ZM156 236H157V235H156ZM162 236H163V235H161L160 238H161ZM164 236H165V235H164ZM166 236H167V235H166ZM168 236H169V234H168ZM180 236H179V237H180ZM186 236H187V235H186ZM186 236H185V237H186ZM189 236H190V235H189ZM120 237H121V239L123 238L124 241L126 240V239H124V238H126V237H122V236H120ZM138 237H139V236H138ZM140 237H141V236H140ZM151 237H152V236H151ZM169 237H171V236H169ZM176 237H177V236H176ZM106 238H107V237H106ZM113 238H114V236H113ZM127 238H128V237H127ZM129 238H130V237H129ZM135 238H136V237H135ZM153 238H154V237H153ZM156 238H157V237H156ZM158 238H159V237H158ZM164 238H165V237H164ZM164 238H163V239H164ZM182 238H183V237H182ZM108 239H107V240H108ZM110 239H111V238H110ZM110 239H109V240H110ZM132 239H133V238H132ZM132 239H130V240H132ZM147 239H148V238H147ZM149 239H150V238H149ZM154 239H155V238H154ZM163 239H162V240H163ZM165 239H166V238H165ZM165 239H164V240H165ZM167 239H168V238H167ZM169 239H170V241H171V239H173L172 241H176V240H174V238H169ZM186 239H187V238H186ZM191 239H192V238H191ZM115 240L117 241V239H115ZM123 240H122V241H123ZM130 240L128 239V241H130ZM157 240H159V239H157ZM160 240H161V239H160ZM160 240H159V243L161 244ZM187 240H188V239H187ZM192 240H193V239H192ZM192 240H191V242H192ZM116 241H114V242H116ZM120 241H121V240H119V242H120ZM122 241H121V242H122ZM132 241H134V240H132ZM132 241H130V242H132ZM140 241H141V243H142L141 238H140ZM148 241H149V240H148ZM150 241H152V238H151ZM166 241H168V240H165L164 242L166 243ZM177 241H179V240H177ZM188 241H189V240H188ZM110 242H111V241H110ZM110 242H109V243H110ZM143 242H146V244H147V241L143 240ZM154 242H155V240H154ZM185 242H186V240H185ZM185 242H184V243H185ZM36 243H37V242H36ZM96 243H97V242H96ZM127 243H128V242H127ZM132 243H134V242H132ZM136 243H137V242H136ZM150 243H151V242H150ZM159 243H158L157 245H159ZM174 243H175V245H176V242H174ZM177 243H178V242H177ZM184 243H182V244H184ZM105 244H106V243H105ZM105 244H104V245H105ZM113 244H114V243H113ZM123 244H124V243H123ZM138 244H139V243H138ZM152 244H153V243H152ZM163 244H164V243H163ZM167 244H169V242H168ZM171 244H172V243H171ZM187 244L189 245V243H186L185 246L188 247ZM92 245H93V244H92ZM101 245H102V244H101ZM108 245H110V244H108ZM108 245H107V246H108ZM114 245L116 246V244H114ZM114 245H112V246H114ZM131 245H132V244H131ZM131 245L126 244V246H129V247H130ZM134 245H136V244H134ZM134 245H133V246H134ZM139 245H140V244H139ZM161 245H162V244H161ZM177 245H178V244H177ZM179 245H180V244H179ZM107 246H106V247H107ZM112 246H111V247H112ZM120 246H121V245H120ZM122 246H124V245H122ZM149 246H150V244H149ZM151 246H152V245H151ZM153 246H154V245H153ZM159 246H160V245H159ZM162 246H163V245H162ZM98 247H102V246H98ZM118 247H119V246L117 245V248H118ZM142 247L145 248L144 246H141V249H143ZM107 248H109V247H107ZM114 248H115V247H114ZM123 248L126 249V247H123ZM123 248H122V251H123ZM130 248H132V247H130ZM130 248L128 249V250H129L128 252H130ZM138 248L140 249V246H139ZM148 248H149V247H148ZM156 248H157V250L159 249L158 247H156ZM173 248H174V247H173ZM177 248H178V247H177ZM180 248L182 249V247H180ZM183 248H184V247H183ZM190 248H191V247H190ZM96 249H98V248H96ZM102 249H103V248H102ZM112 249H113V248H112ZM120 249H121V248H120ZM135 249H137V247H136ZM145 249H146V248H145ZM151 249L153 250V248L150 247V251H151ZM161 249H162V248H161ZM161 249H160V250H161ZM174 249L176 250V248H174ZM239 249H240V248H239ZM110 250H111V249H110ZM133 250H134V248H132V252H133ZM137 250H138V249H137ZM143 250H144V249H143ZM162 250H164V248H163ZM162 250H161V251H162ZM167 250H168V247H167ZM186 250H187V249H186ZM241 250H242V249H241ZM252 250H253V249H252ZM107 251H109V250H107ZM122 251H121V252H122ZM126 251H127V250H126ZM155 251H156V250H155ZM161 251H159V252H161ZM170 251H171V250H170ZM182 251H183V250H182ZM184 251H185V250H184ZM184 251H183V253H184ZM190 251H191V250H190ZM60 252H61V250H60ZM70 252H71V251H70ZM94 252H95V251H94ZM102 252H104V250H103ZM105 252H106V250H105ZM105 252H104V253H105ZM110 252H111V251H110ZM114 252H115V251H114ZM116 252H117V250H116ZM124 252H125V251H124ZM124 252H123V254L125 255ZM137 252H138V251H137ZM157 252H158V251H157ZM162 252H163V251H162ZM241 252H243V251H241ZM74 253H75V252H74ZM133 253H134V252H133ZM143 253H144V252H143ZM150 253H151V252H150ZM153 253H154V252H153ZM155 253H156V252H155ZM183 253L181 254L182 256H183ZM56 254H57V253H56ZM101 254H102V253H101ZM118 254H119V251H118ZM156 254H157V253H156ZM156 254H155V255H156ZM61 255H62V254H61ZM103 255H104V254H103ZM114 255H115V253H114ZM132 255H133V254H132ZM141 255H142V254H141ZM141 255H140V256H141ZM149 255H150V254H149ZM149 255H147V256H149ZM151 255H152V254H151ZM164 255H165V254H164ZM227 255H228V253H227ZM227 255H226V256H227ZM54 256H55V255H54ZM63 256H64V254H63ZM109 256H111V253H110ZM115 256H116V258H117V254H116ZM129 256H130V255H129ZM144 256H145V255H143L142 259H144V258L147 257V256H146V257H144ZM153 256H154V255H153ZM153 256H152V257H153ZM186 256H187V255H186ZM59 257H60V256H59ZM67 257H68V256H67ZM69 257L71 258V255H69ZM73 257L75 258V257H77V255H76V254L73 255ZM119 257L122 258L123 256H122V257L119 256ZM119 257H118V258H119ZM126 257H127V256H126ZM132 257H134V256H131V259H132ZM138 257H139V256H138ZM150 257H151V256H150ZM150 257H149V258H150ZM164 257H166V256H164ZM173 257H174V256H173ZM54 258H55V257H54ZM57 258H58V257H57ZM70 258H69V259H70ZM97 258H98V257H97ZM127 258H128V257H127ZM135 258H136V256H135ZM149 258H148V259H149ZM155 258H156V257H155ZM155 258H153V259H155ZM162 258H163V256H162ZM169 258H170V256H169ZM258 258H259V257H258ZM63 259H64V258H63ZM66 259H67V258H66ZM101 259H102V258L100 257L99 260H101ZM113 259H114V258H113ZM123 259H126V258L123 257ZM123 259H121V260H119V261L121 262ZM153 259H152V260H153ZM157 259H158V258H157ZM157 259H156V260H157ZM159 259H160V258H159ZM164 259H166V258H164ZM170 259H171V258H170ZM178 259H179V258H178ZM11 260H12V259H11ZM64 260H65V259H64ZM99 260H98V261H99ZM104 260H105V259H104ZM137 260H138V259H137ZM137 260H136V261H137ZM144 260H145V259H144ZM149 260H150V259H149ZM152 260H151V261H152ZM176 260H177V259H176ZM187 260H188V259H187ZM257 260H258V259H257ZM259 260H260V259H259ZM58 261H59V260H58ZM65 261H67V260H65ZM69 261H70V260H69ZM73 261L76 262L75 259H74ZM73 261H72V263H73ZM102 261H103V259H102ZM130 261H131V260H130ZM133 261H134V259H133ZM133 261H131L130 263L133 264V263H132ZM142 261H143V260H142ZM157 261H158V263L160 262L159 260H157ZM164 261H165V260H164ZM167 261H168V260H167ZM183 261H184V260H183ZM77 262H78V261H77ZM122 262H123V261H122ZM122 262H121V263H122ZM148 262H149V261H148ZM148 262H147V263H148ZM169 262H170V261H169ZM257 262H258V261H257ZM68 263H69V262H68ZM70 263H71V262H70ZM70 263H69V264H70ZM102 263H103V262H102ZM111 263H112V262H111ZM114 263H115V262H114ZM118 263H119V262H117V259H116V264H118ZM126 263H128V262H126ZM139 263H140V262H138V264H139ZM162 263H163V262H162ZM172 263H173V262H172ZM172 263H171V264H172ZM258 263H259V262H258ZM61 264H62V262H61ZM99 264H100V263H99ZM103 264H104V263H103ZM105 264H106V263H105ZM109 264H110V263H109ZM112 264H113V263H112ZM119 264H120V263H119ZM124 264H125V262H124ZM141 264H144V262L141 263ZM155 264H157V262H156ZM181 264H182V263H181ZM183 264H185V263H183Z\"/></svg>",
  "mask_w": 264,
  "mask_h": 264
}]
</instances>
